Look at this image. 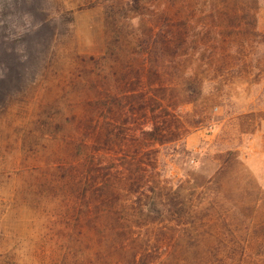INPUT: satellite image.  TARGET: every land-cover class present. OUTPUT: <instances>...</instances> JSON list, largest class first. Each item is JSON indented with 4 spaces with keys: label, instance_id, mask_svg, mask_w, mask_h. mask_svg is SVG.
Returning a JSON list of instances; mask_svg holds the SVG:
<instances>
[{
    "label": "rangeland",
    "instance_id": "1",
    "mask_svg": "<svg viewBox=\"0 0 264 264\" xmlns=\"http://www.w3.org/2000/svg\"><path fill=\"white\" fill-rule=\"evenodd\" d=\"M0 264H264V0H0Z\"/></svg>",
    "mask_w": 264,
    "mask_h": 264
}]
</instances>
